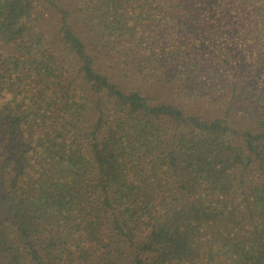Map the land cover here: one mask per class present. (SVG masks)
<instances>
[{
    "label": "trees",
    "instance_id": "obj_1",
    "mask_svg": "<svg viewBox=\"0 0 264 264\" xmlns=\"http://www.w3.org/2000/svg\"><path fill=\"white\" fill-rule=\"evenodd\" d=\"M0 264H264V0H0Z\"/></svg>",
    "mask_w": 264,
    "mask_h": 264
}]
</instances>
